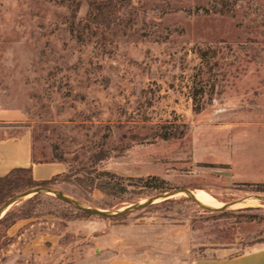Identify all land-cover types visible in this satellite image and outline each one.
<instances>
[{"label":"rangeland","instance_id":"rangeland-1","mask_svg":"<svg viewBox=\"0 0 264 264\" xmlns=\"http://www.w3.org/2000/svg\"><path fill=\"white\" fill-rule=\"evenodd\" d=\"M77 1L79 25L89 0H0V110L24 114L37 159H64L72 181L50 188L80 204L176 200L113 219L57 192L28 194L0 217V264H72L111 225L139 220L186 227L195 257L264 246V192L250 186L264 183V0H130L113 29L81 38ZM94 167L127 177V192L91 189ZM196 189L223 205L203 207Z\"/></svg>","mask_w":264,"mask_h":264},{"label":"crops","instance_id":"crops-1","mask_svg":"<svg viewBox=\"0 0 264 264\" xmlns=\"http://www.w3.org/2000/svg\"><path fill=\"white\" fill-rule=\"evenodd\" d=\"M23 116L18 110H0V130L4 132L0 136V177L15 167H31L36 180L68 172L64 161L34 159L32 131L19 123ZM19 222L11 227L18 231L25 224ZM182 228L157 220L111 225L105 235L93 239L90 253L72 264H264V246L234 256L195 257L192 238Z\"/></svg>","mask_w":264,"mask_h":264},{"label":"trees","instance_id":"trees-1","mask_svg":"<svg viewBox=\"0 0 264 264\" xmlns=\"http://www.w3.org/2000/svg\"><path fill=\"white\" fill-rule=\"evenodd\" d=\"M130 2V0H89L88 1V11L86 15V22L84 24L76 23L78 13L81 10L82 3L80 1L71 4V22L70 29L73 33H77L79 38H81L84 32L92 31L95 29H113L117 24L118 20L121 17L122 10L126 7V5ZM66 4V2H64ZM201 53L202 49H199ZM203 54V53H202ZM171 137H176V134L164 135L163 138L168 139ZM123 147H115L113 151H99L95 155V161L97 163L102 162L111 156L112 152L120 151ZM34 159L36 160V156L34 155ZM59 161H64L63 158H57ZM43 161V160H39ZM89 172H97L98 177H100V181L95 183V180H92L88 183L91 189H99L106 195H118L127 192L128 185L123 184L117 181L125 180L127 177L121 176L112 171H98L97 167L87 169ZM71 173H64L61 175L53 176L50 179L46 180H36L33 177L32 168L31 167H15L11 169L8 173L0 177V206L5 203L9 198L13 197L19 192L28 190L30 188L36 186L50 187L52 184L59 179H63L64 181L71 182L72 181ZM78 181L85 182L83 179L77 177ZM163 181V180H162ZM250 186L256 190L264 192V183H256L250 184ZM164 188L159 190L162 192ZM38 194H35L31 197L30 200L36 198ZM176 199H165L163 202L173 201ZM151 205V204H150ZM255 207H247L246 209H253ZM10 214L8 211L3 217L2 221L5 220ZM128 214V213H127ZM126 214L121 215L119 217L113 219L124 218ZM26 218V217H24Z\"/></svg>","mask_w":264,"mask_h":264},{"label":"water","instance_id":"water-1","mask_svg":"<svg viewBox=\"0 0 264 264\" xmlns=\"http://www.w3.org/2000/svg\"><path fill=\"white\" fill-rule=\"evenodd\" d=\"M57 192V194L59 195V197L65 201H67L68 203L74 205L77 209H80L86 213L92 214V215H96L98 217H103V218H116L119 217L121 215L127 214L130 211H132L133 209H140L143 208L147 205L152 204L153 202H155L158 198H162L163 200L170 198V196H172L174 194V192L172 193H162L159 195H155L152 196L146 203H136L132 206L126 207L125 209L119 210V211H108V210H104V209H100V208H96V207H89L83 204H80L77 200L63 194L62 192H59L58 190L52 189L50 187H43V186H38L33 188L32 190L28 191V192H21L18 193L16 195H14L13 197H11L7 202H5L1 207H0V217L3 215V213L5 212V210L7 209V207L13 203L18 201L19 199L23 198L24 196L28 195V194H36L39 192ZM192 197H194L193 195V191H187ZM262 198L264 199V196H262ZM194 199L201 204L203 207L205 208H213L210 206H207L205 204H202L201 202H199L195 197ZM238 201H234V202H229L225 204V207H229L231 205H233L234 203H236ZM215 208V207H214ZM216 209V208H215Z\"/></svg>","mask_w":264,"mask_h":264},{"label":"bare ground","instance_id":"bare-ground-1","mask_svg":"<svg viewBox=\"0 0 264 264\" xmlns=\"http://www.w3.org/2000/svg\"><path fill=\"white\" fill-rule=\"evenodd\" d=\"M193 192L194 193H198L201 197L205 198L211 205H213V206H210V207L217 208V207H220V206L223 205V204H220L221 202L217 198H215L214 196H212L211 194H209L208 192H206L204 189H196ZM197 200L199 202H201L202 204H205L204 202L200 201L199 199H197ZM205 205H207V204H205ZM207 206H209V205H207Z\"/></svg>","mask_w":264,"mask_h":264}]
</instances>
